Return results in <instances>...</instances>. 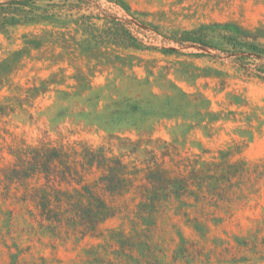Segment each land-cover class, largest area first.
I'll return each instance as SVG.
<instances>
[{
	"label": "rangeland",
	"instance_id": "374dc122",
	"mask_svg": "<svg viewBox=\"0 0 264 264\" xmlns=\"http://www.w3.org/2000/svg\"><path fill=\"white\" fill-rule=\"evenodd\" d=\"M108 17L140 46L95 45ZM200 28L213 48L171 41ZM42 145H113L131 188L80 239L0 182V264H264V0H0V169Z\"/></svg>",
	"mask_w": 264,
	"mask_h": 264
},
{
	"label": "trees",
	"instance_id": "16d2710c",
	"mask_svg": "<svg viewBox=\"0 0 264 264\" xmlns=\"http://www.w3.org/2000/svg\"><path fill=\"white\" fill-rule=\"evenodd\" d=\"M106 20L109 32L94 37L95 45L114 43L140 46L139 31H133L117 17ZM221 28L241 33L234 25H223ZM201 30L184 33L179 38L173 37L171 41L178 46L189 42L199 48H213L203 37H192ZM127 142L120 141L117 148L125 147ZM112 147L102 145L97 149L67 152L62 147L42 145L16 151L15 162L0 169V182L7 183V187L16 185L23 189L17 200L31 205L34 211L30 209L29 214L39 229L55 237L71 233L80 239L94 236L101 223L120 211L117 199L131 188L129 177L133 172L122 157L112 155ZM136 152V146H132V153ZM94 172H99V175L87 182L86 178ZM146 180L158 197L175 194L180 198V190L186 186L181 183L179 188L171 191L168 189L170 181L154 172L148 173ZM144 204L149 205L147 201ZM180 205L184 206L185 203L181 202ZM194 228L201 230L198 223ZM10 257V264H17L15 255Z\"/></svg>",
	"mask_w": 264,
	"mask_h": 264
}]
</instances>
